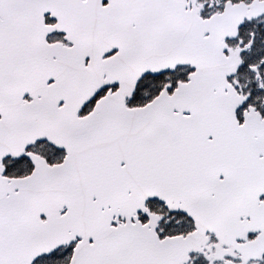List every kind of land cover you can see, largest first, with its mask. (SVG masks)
Here are the masks:
<instances>
[{
  "label": "snow or ice",
  "instance_id": "6c2138e0",
  "mask_svg": "<svg viewBox=\"0 0 264 264\" xmlns=\"http://www.w3.org/2000/svg\"><path fill=\"white\" fill-rule=\"evenodd\" d=\"M0 264H264V0H0Z\"/></svg>",
  "mask_w": 264,
  "mask_h": 264
}]
</instances>
